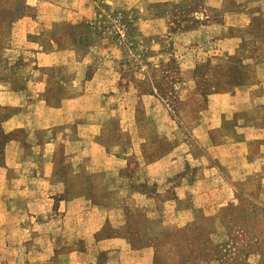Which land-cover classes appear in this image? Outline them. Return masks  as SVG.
<instances>
[{"label":"crops","instance_id":"1","mask_svg":"<svg viewBox=\"0 0 264 264\" xmlns=\"http://www.w3.org/2000/svg\"><path fill=\"white\" fill-rule=\"evenodd\" d=\"M25 3L34 15L12 29L25 80L0 91L4 264H156V238L189 214L214 215L256 181L264 204V91L251 92L264 73L209 94L194 128H141L137 106L153 70L175 67L176 88L193 89L203 41L234 53L262 0ZM102 10L151 40L143 59H124L98 26ZM147 95L152 114L171 118L169 98L157 87Z\"/></svg>","mask_w":264,"mask_h":264},{"label":"rangeland","instance_id":"2","mask_svg":"<svg viewBox=\"0 0 264 264\" xmlns=\"http://www.w3.org/2000/svg\"><path fill=\"white\" fill-rule=\"evenodd\" d=\"M25 2L26 0H0V91L4 84L20 87L25 80L20 66L25 64L26 55L16 47L12 35L15 22L25 15H34L33 9ZM259 12L242 32L243 41L234 53H211L209 49L213 44L209 40L203 41L205 44L196 85L188 92L183 93L179 91L180 88H176L175 67L169 68V72L162 68L146 74L139 81L138 87L137 106L141 128H194L201 111L208 106L209 94L234 91L235 84L243 80L247 85L260 83L264 71H260L257 66L264 62V0ZM101 13L98 26L106 35L125 47L129 57L124 59L128 61L130 58L135 59V56L143 59L151 40L145 38L141 42L135 37L133 21L122 13L108 10H102ZM117 13L131 24L126 44L108 30L109 16ZM139 45L140 54L137 49ZM175 61L176 59L169 64L174 65ZM155 80H160V85L154 84ZM154 87L169 98L171 118L167 114L151 113L150 106L155 100L147 94L154 92ZM263 91L264 88L260 85L253 86L251 90L253 95H259ZM143 94L146 95L142 96ZM258 102L261 104V100ZM7 113L0 103V120ZM262 118L264 122V114ZM257 183L254 182L255 188L237 189L218 213H197L195 216L189 214L190 219L184 226L167 230L158 236L156 264H264V216L261 215H264V204L258 198ZM5 252V246L0 245V264H4Z\"/></svg>","mask_w":264,"mask_h":264},{"label":"built area","instance_id":"3","mask_svg":"<svg viewBox=\"0 0 264 264\" xmlns=\"http://www.w3.org/2000/svg\"><path fill=\"white\" fill-rule=\"evenodd\" d=\"M110 22L108 26L109 32L119 41L127 43L129 37L130 23L121 14L117 13L109 16Z\"/></svg>","mask_w":264,"mask_h":264},{"label":"trees","instance_id":"4","mask_svg":"<svg viewBox=\"0 0 264 264\" xmlns=\"http://www.w3.org/2000/svg\"><path fill=\"white\" fill-rule=\"evenodd\" d=\"M262 216H264L263 214H261ZM213 250H214V247H213ZM217 249H215V251H216Z\"/></svg>","mask_w":264,"mask_h":264}]
</instances>
